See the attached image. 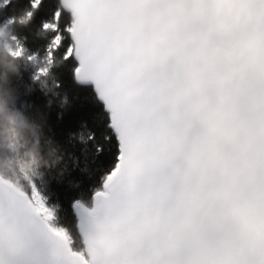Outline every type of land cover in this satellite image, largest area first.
Instances as JSON below:
<instances>
[{
  "label": "snow or ice",
  "instance_id": "6c2138e0",
  "mask_svg": "<svg viewBox=\"0 0 264 264\" xmlns=\"http://www.w3.org/2000/svg\"><path fill=\"white\" fill-rule=\"evenodd\" d=\"M23 7L51 39L13 51L17 102L67 80L87 134L62 198L0 172V264H264V0H0V19Z\"/></svg>",
  "mask_w": 264,
  "mask_h": 264
},
{
  "label": "trees",
  "instance_id": "16d2710c",
  "mask_svg": "<svg viewBox=\"0 0 264 264\" xmlns=\"http://www.w3.org/2000/svg\"><path fill=\"white\" fill-rule=\"evenodd\" d=\"M35 29L36 27L31 24L27 28L16 27L10 31H15L21 37L27 35V46L31 50H35L45 41L36 36ZM7 38V35H4L2 40H7ZM58 82L60 83V81ZM25 100L29 104L34 105V110H37L42 115L43 121H47L46 125L44 124L45 136L49 134V128L53 132L62 133L63 141L60 153L63 158L60 162L56 163H53L49 159L47 165L42 164L34 172L26 171L21 166L22 153L25 149L19 147L10 135L0 131V172L5 174H18L23 171L34 176L36 180L49 179L50 183L53 184L52 191L54 197L62 198L63 190L55 180V177L59 176L65 166H67L74 173L71 176L73 183L79 184L80 173L76 165H79V168L84 167L82 156L84 144L80 140L81 134H87L84 93L65 80V83L58 89V94L46 95L38 89H34L33 92L25 96ZM45 136H39L38 143L41 154L47 159V151L50 145L44 142ZM31 140L36 141L37 137L33 135L31 136ZM53 168H55V172L49 176ZM63 198L66 199V197Z\"/></svg>",
  "mask_w": 264,
  "mask_h": 264
},
{
  "label": "clouds",
  "instance_id": "9594fccd",
  "mask_svg": "<svg viewBox=\"0 0 264 264\" xmlns=\"http://www.w3.org/2000/svg\"><path fill=\"white\" fill-rule=\"evenodd\" d=\"M30 13L34 15L35 10L23 7L15 15L0 19V40L4 35L8 37L7 40L0 42V131L10 135L19 147L25 149L22 153L21 166L26 171L34 172L42 164L47 165L49 159L56 163L60 162L63 157L60 149L55 145H50L47 159L41 154L38 138L45 136L42 115L37 110L30 111L23 108L17 102L19 85L14 83L13 78L22 74L23 58L12 53L18 48L27 47L28 37L27 35L21 37L15 31L10 30L16 27L27 28L31 25L32 16ZM35 34L45 41L51 39L48 30L43 25L35 29ZM35 55L38 66L45 63V58L42 55L39 53ZM57 86H59L58 81ZM33 111L35 115H33ZM33 135L37 137L36 141L31 140Z\"/></svg>",
  "mask_w": 264,
  "mask_h": 264
}]
</instances>
